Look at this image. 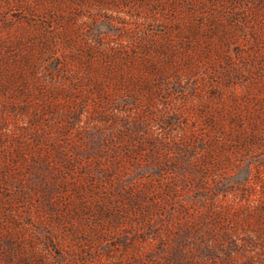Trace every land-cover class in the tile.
Masks as SVG:
<instances>
[{"label":"rangeland","instance_id":"1","mask_svg":"<svg viewBox=\"0 0 264 264\" xmlns=\"http://www.w3.org/2000/svg\"><path fill=\"white\" fill-rule=\"evenodd\" d=\"M0 264H264V0H0Z\"/></svg>","mask_w":264,"mask_h":264}]
</instances>
